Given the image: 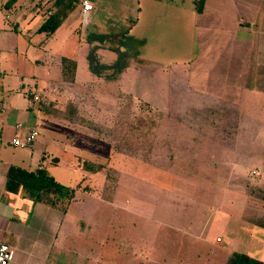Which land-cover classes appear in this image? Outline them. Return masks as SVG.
<instances>
[{"label":"rangeland","instance_id":"1","mask_svg":"<svg viewBox=\"0 0 264 264\" xmlns=\"http://www.w3.org/2000/svg\"><path fill=\"white\" fill-rule=\"evenodd\" d=\"M51 1L37 6L46 12ZM78 1V10L54 34L31 39L37 49L25 55L27 41L14 38L19 56L4 62L13 70L5 77L9 94L35 88L30 105L45 119L37 159L49 146L45 139L68 141L62 157L74 160L86 176L80 178L65 164L51 167V175L63 187L76 185L95 203L101 200L99 207L85 202L83 215L71 220L79 251L57 255V264H229L233 253L264 263V230L253 227L264 221L259 214V209L264 212V186L252 178L257 177L249 165L252 151L215 146L225 138L221 131L227 122L235 120L212 113L205 117V111L196 117L173 116L189 99L181 103L184 94L177 95L174 104L170 86L157 79L160 68L169 74L176 64L200 61L198 1L162 0L174 4L164 6L157 0H90L96 10L87 18ZM60 55L81 58L80 85L56 78ZM102 57L110 67L100 69L103 79L93 81L89 69L103 64ZM46 70L49 80H37L35 87L32 75ZM105 80L111 83L104 87ZM112 82L117 85L111 87ZM14 122L13 117L9 124ZM238 136L242 143L252 137L248 131ZM228 176L234 180L228 182ZM88 247L95 249L94 260L85 254Z\"/></svg>","mask_w":264,"mask_h":264},{"label":"crops","instance_id":"2","mask_svg":"<svg viewBox=\"0 0 264 264\" xmlns=\"http://www.w3.org/2000/svg\"><path fill=\"white\" fill-rule=\"evenodd\" d=\"M46 1L52 2L51 0H39V3H35L36 0H0V245H7L14 251L13 259L8 264H57L60 260L57 255H61L63 252L67 254L78 252L77 241L73 238L74 230L70 231V229L76 230L74 223L80 215H83L80 212L85 206V202L93 204L94 207H99L101 201L97 198L95 203L94 197L82 194L74 184L75 186L68 187L74 191V196L65 211L62 212L59 207L34 201L21 189L17 192H9L5 188L11 167H18L26 171L44 167L51 175V167L65 164L67 169L71 167L73 173L77 172L80 178L86 176L84 175L86 170L80 169L74 160L73 163H70L69 160L62 157L66 156V148L69 147L68 141L63 138L59 141H56L58 139H45L49 142L47 143L49 146H45L40 158L37 159L35 149L36 143H38L37 138L40 136L39 127L40 122L43 123L45 119L42 120V117H38L30 105L31 100L35 98L33 96L35 88L14 94H9L8 88H5L9 86V81L5 77L8 72L11 73L13 70L4 67V62L9 61L12 54L16 57L19 56L14 38H22L27 41V48L24 50L25 55L30 48L37 49V45L32 43L31 39L38 34L37 29L45 21L47 15L51 13V9L44 12L37 5ZM87 1L91 3L90 0ZM157 1L163 3L164 6L174 5L167 1ZM197 1L198 5L196 6L198 8H195L194 13L198 17H203V21L199 24L201 27L198 35L200 37V61L195 60L196 62L192 66L190 64L186 66L176 64V67L169 68V74L160 68L161 74L158 73L157 79L161 86H170L171 102L174 104L177 101V95L184 94L181 103L185 101V97L187 100L189 99L188 106L183 105L182 110L172 111L173 116L196 117L198 113L201 114L205 111V117H210L208 113H212L211 116L218 114L222 119L235 120V122H227L229 126L226 127V130L221 131L225 138H222L220 145L215 146L222 150L252 151L249 165L257 171V177L252 178L263 187L264 0H211V2L210 0H203L202 3L199 2L200 0ZM26 5L27 8H25ZM80 9L84 16L82 8ZM139 9L137 8V10ZM75 10L78 9L74 8L67 17ZM95 10L96 7L93 6V11ZM35 21L38 25L32 27ZM79 50L78 54L81 55L83 50L82 48ZM48 53H52L51 48H48ZM61 57L64 56L60 55L59 59ZM80 59V57L72 59L76 63L72 83L76 85H80ZM99 59H103V64L108 65H103L100 62L101 65L98 64L97 69L95 67L89 69L88 74L93 81L103 79L100 78L103 75H99V72H104L106 68L109 69L110 67L107 58L106 60L103 57ZM38 64L43 66L40 61L35 62V65ZM48 67L47 64L44 68L47 69ZM55 70L56 78L64 82L61 78L60 61ZM50 75L51 72L48 73L47 70L44 73L32 75L36 82L34 86H37V80L40 82L49 80ZM17 76L21 79L19 74ZM182 77L187 79L184 80L187 88L182 87ZM116 82H112L111 87L117 85ZM110 83L105 80L101 84L105 87ZM21 86L20 89H23L24 86ZM17 90L19 91V89ZM29 92L31 94L27 96L26 93ZM161 92L166 93L168 91L162 88ZM157 109H160L162 113L164 112L159 106ZM13 117L15 122L10 125L9 121ZM17 124H21L22 129H16ZM28 129H35L38 132L32 146L29 148L13 146L11 140L16 136H22ZM246 131L252 135L246 143L240 141V136L237 137V140L234 138L236 134L240 135ZM229 133L235 135L228 138L225 135ZM192 141L190 140V142ZM210 148L214 149L212 144ZM56 149L59 150V156L54 154ZM254 150L258 152L254 154ZM239 154L242 153H236V156ZM244 165L245 163L236 164V166ZM233 180L231 176H228V182ZM88 199L92 200L91 203L87 201ZM259 214L264 215V212L259 209ZM71 220H74V223H71ZM260 222L261 226L258 224L253 226L256 230L259 229L258 227L264 230V221L260 220ZM87 238L91 239L90 235H87ZM94 250V248L88 247L85 253L93 260Z\"/></svg>","mask_w":264,"mask_h":264},{"label":"trees","instance_id":"3","mask_svg":"<svg viewBox=\"0 0 264 264\" xmlns=\"http://www.w3.org/2000/svg\"><path fill=\"white\" fill-rule=\"evenodd\" d=\"M78 0H56L51 8V13L47 15L45 21L37 29L38 34L51 35L62 24L63 20L78 4ZM82 0H80V8ZM200 3L203 0L199 1ZM76 63L69 58H61L60 69L61 78L64 82L72 83L74 79ZM5 188L9 192L24 191L28 197L36 202L52 207H59L65 211L70 200L74 196V191L63 187L57 183L44 167L36 168L33 171H26L18 167H11L5 183ZM229 264H264L245 253H233Z\"/></svg>","mask_w":264,"mask_h":264},{"label":"built area","instance_id":"4","mask_svg":"<svg viewBox=\"0 0 264 264\" xmlns=\"http://www.w3.org/2000/svg\"><path fill=\"white\" fill-rule=\"evenodd\" d=\"M82 12L85 17L92 12L93 6L87 0H82L81 2ZM16 129H22L21 124L16 125ZM38 132L35 129H28L22 136H16L11 140V144L15 147L29 148L32 146L34 140L36 139ZM14 256V251L10 249L7 245H0V264H8L12 261Z\"/></svg>","mask_w":264,"mask_h":264}]
</instances>
